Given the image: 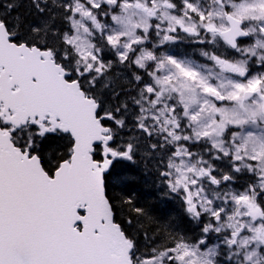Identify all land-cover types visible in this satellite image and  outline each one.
I'll list each match as a JSON object with an SVG mask.
<instances>
[{"label": "snow or ice", "instance_id": "6c2138e0", "mask_svg": "<svg viewBox=\"0 0 264 264\" xmlns=\"http://www.w3.org/2000/svg\"><path fill=\"white\" fill-rule=\"evenodd\" d=\"M22 6L0 0V264H264V0Z\"/></svg>", "mask_w": 264, "mask_h": 264}, {"label": "trees", "instance_id": "16d2710c", "mask_svg": "<svg viewBox=\"0 0 264 264\" xmlns=\"http://www.w3.org/2000/svg\"><path fill=\"white\" fill-rule=\"evenodd\" d=\"M23 6L19 9L20 13H24L28 9V0H22ZM133 191L141 195V202L145 204L146 207L151 209L159 210V205L156 196L153 194L154 189L144 186L143 182L141 184L134 186Z\"/></svg>", "mask_w": 264, "mask_h": 264}]
</instances>
